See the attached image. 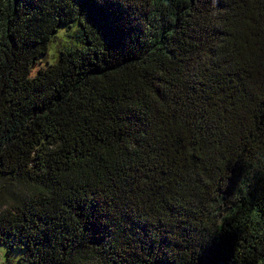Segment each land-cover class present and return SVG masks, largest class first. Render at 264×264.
Masks as SVG:
<instances>
[{"label": "trees", "instance_id": "16d2710c", "mask_svg": "<svg viewBox=\"0 0 264 264\" xmlns=\"http://www.w3.org/2000/svg\"><path fill=\"white\" fill-rule=\"evenodd\" d=\"M0 245L264 264V0H0Z\"/></svg>", "mask_w": 264, "mask_h": 264}, {"label": "rangeland", "instance_id": "374dc122", "mask_svg": "<svg viewBox=\"0 0 264 264\" xmlns=\"http://www.w3.org/2000/svg\"><path fill=\"white\" fill-rule=\"evenodd\" d=\"M78 25L75 21L71 22L68 26L59 25L52 35L47 45V51L44 56H39V65L53 62L58 54V49L75 47L81 44L75 36ZM21 251L11 250L8 254V259L11 264H16V259ZM4 247L0 245V261H5Z\"/></svg>", "mask_w": 264, "mask_h": 264}]
</instances>
